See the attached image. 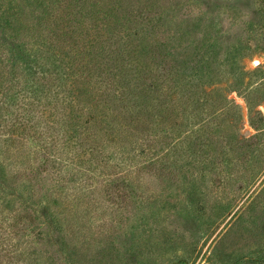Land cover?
Returning <instances> with one entry per match:
<instances>
[{
    "label": "rangeland",
    "instance_id": "obj_1",
    "mask_svg": "<svg viewBox=\"0 0 264 264\" xmlns=\"http://www.w3.org/2000/svg\"><path fill=\"white\" fill-rule=\"evenodd\" d=\"M56 1L62 6L59 14L67 15L72 9L70 15L79 25L76 31L90 24L94 0ZM102 3L106 9L113 6L115 14L109 13L108 20H100L105 23L97 26L98 31L89 33L102 46L96 62L102 64L100 70L115 71L107 56L131 46L129 31L140 30L148 17H155L158 26L149 31L150 39L171 38L168 47L175 52L177 67L199 59L206 64L200 74L207 77L211 71L207 64L218 62L220 82L207 90L220 88V92H213L202 112L203 117L209 114L213 124L194 126L187 110L182 115L186 109L182 104V110L165 115L161 124L150 126V115L142 126L126 122L129 131L121 134L118 144L103 141L111 137L110 132L95 140L97 124H87L89 112L83 109L85 78L74 82L68 59L62 62L66 68L61 72L50 63L53 72L46 101L39 102L38 96L26 92L17 102L23 104L19 110L0 102L3 120L25 117L23 126L30 128L7 146L2 129L11 122L0 121V150L12 148L4 154L9 155L3 161L7 183H12L11 177L20 178L18 184L36 177L31 180L37 189L35 200L46 198L52 206L51 195L58 186L43 181L36 170L42 153L35 140L47 141L46 151L63 160L62 173L73 177L64 194L73 193L68 200L79 217V232L69 242L74 254L72 258L59 252V236L46 231V224L33 232L30 204H25L33 201L28 189L19 188L25 193L22 196L0 187V264H264V122L251 124L259 117L257 111L264 115V17L259 0ZM72 43L70 39L65 45ZM232 47L236 54H231ZM167 100L164 93L159 101L166 104ZM40 107L44 112L38 111ZM179 114L188 123L182 129L175 121ZM152 129L158 135L149 134ZM201 137L206 139L202 147ZM82 143L95 147L92 154L84 152ZM80 164L92 165L91 171H81ZM72 170L79 172L72 176ZM84 233L88 239L82 238Z\"/></svg>",
    "mask_w": 264,
    "mask_h": 264
},
{
    "label": "trees",
    "instance_id": "obj_2",
    "mask_svg": "<svg viewBox=\"0 0 264 264\" xmlns=\"http://www.w3.org/2000/svg\"><path fill=\"white\" fill-rule=\"evenodd\" d=\"M259 3L261 5L260 13L264 17V0H259ZM61 7L56 0L0 1V102L11 103L13 107L17 106L16 109L19 110L23 104L17 105V102L25 97L26 92L38 96L39 102L46 101L51 89L48 81L53 72L50 63L54 64V68L57 69L58 67L61 72V69L66 68L62 62L68 59V64H72L74 82L76 83L78 77L81 79L83 77L86 80L82 83V92L87 103L83 109L89 112L87 124L91 122H94V125L97 124L96 132L92 135L95 140L99 138L100 134L110 132L111 137L103 141L118 144L123 138L121 134L129 131L126 122H129L128 125L142 126L146 116L150 115L152 117L149 122L150 126L157 123L161 124L165 115L167 118L172 112L176 113V108L182 110V104H186V109L181 112L182 115L187 110L188 115L186 117L195 120L194 126L197 124L206 128L210 122L213 124L208 118L209 114H205L203 117L202 112H204L203 109L208 108L209 101L214 95L213 92H220V88L207 90V87L220 82L216 68L219 65L218 62H216L218 65L207 64L211 68L207 77L200 74L206 66L202 60L184 61L183 65L177 67L175 52L168 47L171 38L154 37L150 39L151 32L149 31L157 28L158 24L155 23V17H148L140 30L129 31L130 39L127 44L131 46L127 49L122 47L120 50H114L107 56L112 62L109 66L116 68L115 71L103 72L100 70L102 65L100 61V64H96L101 59L102 46L89 33L98 31L97 26L100 28L105 23V21L100 20L103 18L108 20L109 13L115 14V8L110 6L106 9L102 0H94L93 9L89 10L88 20L90 24L76 31L78 27L75 25H79L70 15L72 9L67 11V15L63 12L59 14ZM59 27L61 32L56 31ZM70 39L73 40V43L65 45ZM230 52L236 54L235 48L232 47ZM172 55L174 56V58L172 57L173 62L170 60ZM93 64L97 67L96 71ZM61 74L67 76L66 72ZM136 80H139V86ZM23 82L25 83L22 84ZM20 85H24V87H20ZM164 93L166 98L168 96L167 103L171 102V104L167 105V103L164 104L159 101ZM128 98L139 99L138 101L144 103L141 106L138 103L136 105L134 104L136 102L127 100ZM96 99L99 103L95 104ZM43 108H38V111L44 112ZM20 112L29 116L28 113ZM14 113L12 112V114ZM257 114L259 117L255 121L252 120V125H256L257 122H264L263 113L257 111ZM2 115L0 114V121L11 122L9 127L2 129L8 142L7 146H11L10 141L14 136H18L20 133H28L30 128L23 126V122H26L25 117L13 119L11 116V121H8L3 120ZM175 121L180 129L188 124L181 114L175 116ZM162 129L166 131V127ZM149 134L158 135L157 131L153 129L152 133L149 132ZM29 138L35 140L36 136L29 135ZM36 140L37 149L42 153L41 156L39 155L40 157L38 156L40 163L36 170L43 181L58 186L51 195L55 204L52 206L51 200L46 198L35 200L34 195L37 194V189L31 180L37 179L36 177H27L19 184L17 180L20 178L11 177L12 183H7L8 174L3 161L9 156L4 154L10 153L12 148L6 147L4 151L2 148L0 150V187L10 190L12 194L18 193L22 196H25V193L19 188L28 189L33 201L25 204H30L27 207L32 212L33 232L37 233V228L46 224V231L51 229L59 236L61 242L59 252L70 253L73 258L74 252L70 249L69 242L75 241L74 232L76 234L79 232L77 226L79 217L74 212L73 201L68 200L73 193L64 194L65 190L68 189L66 184L73 182V177H68L66 172L62 173L61 164L63 160L54 156L52 151H46L48 150L47 141ZM205 142V137H201L199 145L202 147L206 144ZM23 144L25 143L23 142ZM81 145L84 147V152L92 154L91 151L95 149L94 146H87L84 143ZM123 147L124 145L121 143V149ZM17 152L19 151L17 150ZM58 160L60 162L57 164ZM80 165L81 171L86 173L91 171L92 165ZM74 169H77L76 166ZM78 172L72 170L70 174L73 176ZM49 175L51 176L49 177ZM89 176L91 177V175ZM85 185H90V183L87 182L86 184L85 182ZM8 201L10 202V200ZM3 202L5 205H9L6 200ZM38 220L44 223L39 224ZM88 237L89 235L84 233L82 238L88 239ZM54 256L58 259L61 258L57 252ZM36 258L34 257L35 262Z\"/></svg>",
    "mask_w": 264,
    "mask_h": 264
}]
</instances>
